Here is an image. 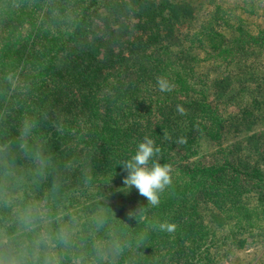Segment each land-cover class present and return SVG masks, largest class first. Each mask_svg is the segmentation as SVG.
<instances>
[{
    "label": "trees",
    "instance_id": "16d2710c",
    "mask_svg": "<svg viewBox=\"0 0 264 264\" xmlns=\"http://www.w3.org/2000/svg\"><path fill=\"white\" fill-rule=\"evenodd\" d=\"M259 8L211 1L192 22L187 0H0V264H243L264 241V149L229 142L241 117L206 87L264 53ZM145 135L172 168L156 207L120 164Z\"/></svg>",
    "mask_w": 264,
    "mask_h": 264
},
{
    "label": "rangeland",
    "instance_id": "374dc122",
    "mask_svg": "<svg viewBox=\"0 0 264 264\" xmlns=\"http://www.w3.org/2000/svg\"><path fill=\"white\" fill-rule=\"evenodd\" d=\"M211 1L226 4L231 2V0H187L194 12L192 22L203 17V13ZM259 9L260 11L257 12L261 16L256 22L264 27V8ZM256 51L260 53V51ZM236 61L219 67L216 66L214 71L209 70V74L213 71L212 73L215 72L214 75L220 76L221 80L216 83L213 81L206 87V96L227 116L230 114L241 117L238 125L232 127L233 131L227 133L229 142L234 143L235 146L241 145L240 148L243 151L247 147L250 150H252L251 147L264 149V53H260L254 58L248 56L245 61L242 60V57L238 62ZM239 61L241 63L240 68H238ZM251 65L254 68L249 67ZM227 72L230 75H227ZM228 76L229 78H227ZM201 143L205 151L211 148L208 140L202 139ZM250 156V159L244 158V156L240 159L244 168L248 163L256 162L254 161L257 160L255 154ZM258 165L261 164L258 163ZM236 256L239 262L243 264H264V241L248 244L239 250Z\"/></svg>",
    "mask_w": 264,
    "mask_h": 264
},
{
    "label": "clouds",
    "instance_id": "9594fccd",
    "mask_svg": "<svg viewBox=\"0 0 264 264\" xmlns=\"http://www.w3.org/2000/svg\"><path fill=\"white\" fill-rule=\"evenodd\" d=\"M157 87L161 92L171 90L170 83L165 78H157ZM33 122L25 120L20 128L22 138L32 134ZM160 152L159 146L151 136L145 135L136 143L134 153L124 161H121L123 171V183L128 188L135 187L139 195L156 207L161 202V194L172 183V168L169 164H161L154 157ZM151 161V164L149 162ZM160 231L172 232L176 225L174 222L161 219L157 222Z\"/></svg>",
    "mask_w": 264,
    "mask_h": 264
}]
</instances>
